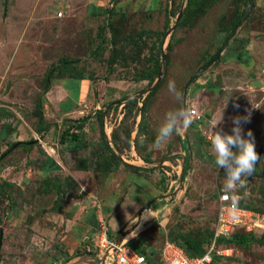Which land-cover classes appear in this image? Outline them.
<instances>
[{
  "label": "rangeland",
  "instance_id": "obj_1",
  "mask_svg": "<svg viewBox=\"0 0 264 264\" xmlns=\"http://www.w3.org/2000/svg\"><path fill=\"white\" fill-rule=\"evenodd\" d=\"M253 2L219 59L185 92L247 0H215L204 12L189 0H0V264H102L96 204L111 238L129 232L124 241L145 256L171 236L208 238L221 192L264 214V0ZM63 59L75 63L64 67ZM156 59L155 85L158 76L151 83L140 76ZM65 72L86 80L73 82ZM62 83L74 96L85 88L93 95L88 106L74 108L75 117L62 115L70 111L68 97L60 100L68 109L60 105L56 117L45 106L50 86ZM188 106L200 121L156 147L165 114ZM222 110V123L213 127ZM86 116L84 132L77 131L72 120ZM234 117L248 118L242 135L251 131L261 158L256 175L229 191L211 140L214 132L232 134ZM100 121L117 160L101 142ZM48 159L57 169L42 172ZM261 225L252 234H264ZM228 248L217 264H264L263 242Z\"/></svg>",
  "mask_w": 264,
  "mask_h": 264
},
{
  "label": "built area",
  "instance_id": "obj_2",
  "mask_svg": "<svg viewBox=\"0 0 264 264\" xmlns=\"http://www.w3.org/2000/svg\"><path fill=\"white\" fill-rule=\"evenodd\" d=\"M62 12L57 13V17L61 18ZM193 113V121H200L201 116L192 106H188ZM234 200L226 193L221 192L217 196L216 204V220L213 224V234L206 252L197 258L187 256L184 251L176 244L165 240L161 248V264H209L211 255L218 253L222 256L229 255V249L217 250V241L222 238H228L237 228L245 227V229L253 231L254 228H262L264 214L255 213L249 209L233 208ZM97 212V240L95 244L102 254V264H120L121 258L126 260V264H149L142 254L127 246V242L116 243V239L111 238L108 227L102 218V212L98 204H96ZM247 230V231H248Z\"/></svg>",
  "mask_w": 264,
  "mask_h": 264
},
{
  "label": "clouds",
  "instance_id": "obj_3",
  "mask_svg": "<svg viewBox=\"0 0 264 264\" xmlns=\"http://www.w3.org/2000/svg\"><path fill=\"white\" fill-rule=\"evenodd\" d=\"M168 89L177 101L182 99V94L176 90L174 81H169ZM222 114L223 110L213 127L222 123ZM247 119V117H234L232 134L214 132L211 140L215 154V165L217 169L220 167L225 169L226 183L224 187L229 191L245 185L246 177L251 176L257 170L255 166L261 158L256 151L251 131L247 132V138L242 135L241 123L242 121L247 122ZM192 123L193 113L188 108L167 112L164 123L157 131L155 146L159 147L161 144L166 143L174 133L178 134L189 128ZM233 148L236 150L233 151ZM235 207L236 202L234 201L233 208ZM120 264H126L123 257Z\"/></svg>",
  "mask_w": 264,
  "mask_h": 264
},
{
  "label": "trees",
  "instance_id": "obj_4",
  "mask_svg": "<svg viewBox=\"0 0 264 264\" xmlns=\"http://www.w3.org/2000/svg\"><path fill=\"white\" fill-rule=\"evenodd\" d=\"M214 1L215 0H189L190 5L194 6V11L200 10V12L206 11V9L209 7V5H211ZM244 1L246 2V0H243V2ZM198 8H200V9H198ZM243 14L244 13H242L239 17L236 18L235 22L230 26V30L235 26V24L243 16ZM165 29H169L167 24L165 25ZM164 34H165V31L163 33H161L162 36H164ZM161 42H162V37L159 38L157 54H160ZM111 60H113V55L111 56ZM60 63H63L62 66L67 67L69 65L74 64L75 62L63 59ZM159 66H160V60L156 59L155 64L147 72H145L144 74H142V76H140L141 80H148V81H150L149 83L153 82L154 79L158 76ZM55 70H56V68L52 69L50 72H48V75H47L48 78H49V76L52 75V73ZM65 73H67V75H68L67 78L77 80V81H81V80L85 81L86 80V78H84L80 73H73V72H65ZM136 103H137V101L128 102V105L136 104ZM145 104L143 105V108H142V110H144V111L146 109ZM102 117H103V112L99 111V120H101ZM39 118L41 120L40 116H39ZM87 118H89V116L80 118L78 120H72L71 123H72V125H74V127H75V129H77V131H79L81 129V131L84 132L83 128H84V124L87 122ZM40 126H42V128H45V126L47 127V125L43 124L42 122H40ZM74 127L69 126L68 128H66V130L64 131L63 136H62L63 139H65L66 136L69 135L68 133L70 132V129L74 128ZM99 134H100L101 142L104 145H106L107 149H109L108 140H107L106 134L104 132L103 126L101 125V121H100V127H99ZM70 135L75 137L76 141L79 138L78 134L72 133ZM19 143L26 145L28 147H31L30 144H25V141L19 142ZM109 151L111 153V158L113 160H117L118 158L116 157V155L110 149H109ZM40 169L42 172H49V171H52L54 169H57V166L53 162L52 159H48L47 161H45L44 163L41 164ZM187 169H188V164H187L186 159L184 158L183 159V166H182L183 176H185ZM79 170L84 171V170H87V168H85L83 166ZM237 206L240 208L247 209L246 206H242L239 203H237ZM95 209H96V205H95ZM150 209H151V207L148 206L146 210H150ZM93 219H94L95 223L97 224V213L93 215ZM215 220H216V215H215L214 222H215ZM97 226H98V224H97ZM107 227H108V225H107ZM239 229H242V228H237L228 238H225V237L220 238L217 241V243H218L217 250L219 251V250L229 249L228 248L229 245H235V246L240 247V248H247L250 244H253V242L260 241V242L264 243L263 232L260 233V236L257 237L252 233L261 232V231H255V232L250 231L244 235V234H240L238 232ZM108 230H109V228H108ZM109 233H110V230H109ZM120 233H121V231H120ZM212 234H213V227L211 228V232L209 233V236L206 239L204 238V239L200 240V239L192 238L186 234H181L177 238L171 236L169 241L176 244L178 247H180L187 256H189L191 258H197V257H201L206 252V249H207L206 246L209 245L211 238H212ZM127 246L136 250L139 254H142L138 249L134 248L130 244H127ZM143 253H146V256L143 254L142 255L144 256L145 260L149 264H161V249L156 250V249L151 247L149 252H143ZM224 257H227V256H222V255H219L218 253H213L212 257H211V262L209 264H217L218 260L221 258H224Z\"/></svg>",
  "mask_w": 264,
  "mask_h": 264
},
{
  "label": "crops",
  "instance_id": "obj_5",
  "mask_svg": "<svg viewBox=\"0 0 264 264\" xmlns=\"http://www.w3.org/2000/svg\"><path fill=\"white\" fill-rule=\"evenodd\" d=\"M73 82H77V80H73ZM68 87H69L68 84H63V83L55 84L53 85V87L50 86V90H48V92L45 95V99H47L45 106L48 109V112L52 114L54 117H56V113L58 112L60 105H62L64 108L68 107L70 110L67 113L62 112V115H64L65 117H75L74 108L78 106V104L82 103L83 105L88 106L90 104V101H93L92 100L93 95L90 93V90L88 91L85 88L83 89L84 92H81L82 93L80 94L81 96H74L71 94L72 91L71 90L69 91ZM97 90H98V87H97ZM86 92H88L87 95H86ZM65 97H68L67 102H69V105L67 107H65L66 104H62V103L60 104V100L64 99ZM52 106L54 107V109L51 108ZM77 115H80V113H78ZM153 214H156V213L154 212Z\"/></svg>",
  "mask_w": 264,
  "mask_h": 264
},
{
  "label": "water",
  "instance_id": "obj_6",
  "mask_svg": "<svg viewBox=\"0 0 264 264\" xmlns=\"http://www.w3.org/2000/svg\"><path fill=\"white\" fill-rule=\"evenodd\" d=\"M7 1H8V0H4L5 5L7 4ZM253 7H254V2H253V0H247V7H246V10H245L243 16L238 20V22L235 24V26H234V27L230 30V32L227 34V36H226L225 39L223 40L221 46L219 47V49L217 50V52L213 55V57H212L208 62H206V63H205V64H204V65L198 70V72H197L195 75L191 76V77L188 79V82H187L186 85H185V92H186V89H187L188 85H189V84H190L195 78H197L199 75H201L202 73H204L205 71H207V70L211 67V65H212L215 61H217V60L219 59L221 52H222V51L225 49V47L228 45L230 39L234 36V34L236 33V31H237V29L240 27V25L246 20V18H247L248 15L250 14L251 10L253 9ZM181 12H182V11H181ZM181 12H180V14H181ZM180 14H179V16L177 17V20H176V21L179 20V18H180ZM170 30H171V29H170ZM170 30L166 32V35L169 34ZM161 60H162V62H163V60H164V54H163V53H162V59H161ZM160 76H161V71L158 72V79H157V81L155 82V85L158 84V82H159V80H160ZM155 85L152 86L151 88H149V89H148V92H149L150 90H152V89L155 87ZM254 85H255V84H254ZM186 145H187V142H186V141H183V148H184V149H185ZM260 152H261V151L257 150L258 155H260ZM257 164H258V163H257ZM257 164H256V166H257ZM219 172L222 173L223 175H226V171H225V169H224L223 167H220V168H219ZM155 200H156V199H154L153 201H155ZM146 209H147V208H145V210H146ZM137 223H138V225H139V224H140V220H138ZM128 233H129V232L123 231V232L120 234V236L116 239V243H117V244H120L121 242H123V241H124V238L128 235ZM0 239H1V234H0ZM101 263H103V262H101Z\"/></svg>",
  "mask_w": 264,
  "mask_h": 264
},
{
  "label": "flooded vegetation",
  "instance_id": "obj_7",
  "mask_svg": "<svg viewBox=\"0 0 264 264\" xmlns=\"http://www.w3.org/2000/svg\"><path fill=\"white\" fill-rule=\"evenodd\" d=\"M256 167V169H257V166H255ZM256 173H257V171H255L251 176H254V175H256Z\"/></svg>",
  "mask_w": 264,
  "mask_h": 264
}]
</instances>
